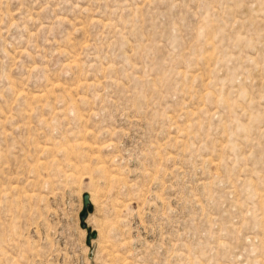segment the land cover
<instances>
[{"label":"rangeland","instance_id":"obj_1","mask_svg":"<svg viewBox=\"0 0 264 264\" xmlns=\"http://www.w3.org/2000/svg\"><path fill=\"white\" fill-rule=\"evenodd\" d=\"M0 264H264V0H0Z\"/></svg>","mask_w":264,"mask_h":264},{"label":"water","instance_id":"obj_2","mask_svg":"<svg viewBox=\"0 0 264 264\" xmlns=\"http://www.w3.org/2000/svg\"><path fill=\"white\" fill-rule=\"evenodd\" d=\"M83 203H84V207L80 213L81 227L83 229H88V224L86 221L89 213L93 211L89 194L86 193L83 195ZM96 237H97V233L95 231L88 230V238H87L88 244H91L92 240L95 239Z\"/></svg>","mask_w":264,"mask_h":264},{"label":"bare ground","instance_id":"obj_3","mask_svg":"<svg viewBox=\"0 0 264 264\" xmlns=\"http://www.w3.org/2000/svg\"><path fill=\"white\" fill-rule=\"evenodd\" d=\"M76 62V61H75ZM70 66V65H69ZM58 86V85H57ZM40 95H38V98H39ZM36 98V97H35ZM41 98V97H40ZM77 146V145H76Z\"/></svg>","mask_w":264,"mask_h":264}]
</instances>
